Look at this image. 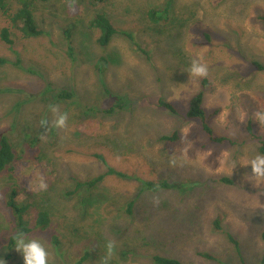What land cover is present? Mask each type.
<instances>
[{"label":"rangeland","instance_id":"rangeland-1","mask_svg":"<svg viewBox=\"0 0 264 264\" xmlns=\"http://www.w3.org/2000/svg\"><path fill=\"white\" fill-rule=\"evenodd\" d=\"M154 8L168 9L157 26L148 20ZM100 10L118 32L106 47L89 28L88 0L38 3L41 35L0 41V138L16 155L12 173L0 175V258L23 264L8 249L6 201L15 187L31 197L33 215H50L48 231L28 235L45 243L50 264H103L107 241L114 243L108 264H154L155 256L264 264V182L253 186L248 166L232 169L264 148V124L254 117L264 110V72L253 65L264 66V0H106ZM100 58L104 73L95 69ZM193 59L208 66L206 77L188 74ZM200 91L214 137L224 142L185 116ZM49 105L68 114L63 129L52 126ZM174 134L176 141H160ZM97 156L120 177L76 192V181L106 173Z\"/></svg>","mask_w":264,"mask_h":264},{"label":"trees","instance_id":"trees-1","mask_svg":"<svg viewBox=\"0 0 264 264\" xmlns=\"http://www.w3.org/2000/svg\"><path fill=\"white\" fill-rule=\"evenodd\" d=\"M48 0H0V15L4 20L7 21V26L0 29V41L5 45H13V38L16 35H21L25 39L37 38L41 35V30H39L35 11L36 5L38 3H46ZM106 2V0H88V5L92 9V15L88 21L89 28L98 32V37L96 38V43L100 47H106L112 38L118 33L117 29L112 25L108 17L101 12L100 7ZM75 9L74 11H76ZM168 9L158 10L151 9L148 12V20L150 24L157 26L161 21L167 19ZM261 21L264 23V17H261ZM129 37V36H128ZM5 61L0 58V66L4 65ZM254 67L260 71L264 72V66L258 63H253ZM107 68V60L105 58H100L95 65V69L98 73H104ZM64 98H69V95L64 93ZM204 95L200 91L195 94L188 104V109L185 116L189 120H196L200 123L202 131L214 142L221 143L224 142V138L214 137L213 131L209 125V118L203 108ZM114 105V108H121L119 103ZM157 106L162 108L172 115H177V110L172 106V104L159 100ZM112 112V110L108 111ZM249 134L251 130L248 129ZM177 136L174 134L171 137L163 136L160 141H176ZM264 154V148L260 150ZM99 159L104 167L106 168V173L99 175L91 180L80 182L76 181L75 191H79L82 188L95 189L97 188L107 176L120 177V174L108 165L106 160L100 156L96 157ZM16 160V155L13 152L12 146L10 145L8 139L5 136L0 138V175L3 173H12L13 164ZM223 182L231 184V181L223 179ZM146 187H153V183L145 182ZM160 188L165 190H174L178 186L174 184H168L167 182H161L158 185ZM31 197L21 195L20 190L15 187L9 189L7 193L6 205L9 208L12 217V229L8 237V249L12 250L13 243L12 237L14 233L18 230H22L28 236L36 232H46L50 228L51 218L46 210L35 211L33 215V206L30 203ZM131 204L129 205L128 212H130ZM217 224V223H216ZM215 224V225H216ZM230 242L234 244L236 249H238L237 242L228 236ZM264 239V234H263ZM54 243H57L54 240ZM203 258L208 260H214V258L208 254H201ZM154 264H184L176 259L165 258L162 256H155L153 258ZM264 263V257H263Z\"/></svg>","mask_w":264,"mask_h":264},{"label":"clouds","instance_id":"clouds-1","mask_svg":"<svg viewBox=\"0 0 264 264\" xmlns=\"http://www.w3.org/2000/svg\"><path fill=\"white\" fill-rule=\"evenodd\" d=\"M208 66L201 63L199 59H193L190 66L187 69L189 75L194 78H204L208 75ZM49 110L54 116L52 126L57 129H63L66 126L68 114L61 112L55 105H49ZM255 120L258 124H264V110H258L254 113ZM41 127L48 125L47 120H41ZM248 166L250 167L249 180L253 183V186L257 183L264 182V154H257L252 159L246 161L244 164L234 163L232 169L236 166ZM39 187L43 190L46 186L40 184ZM13 249L18 252L23 264H50V254L44 242L37 238H29L24 231L18 230L12 237ZM114 251V243L107 241L104 246V255L102 258L103 264H108ZM0 264H5V261L0 258Z\"/></svg>","mask_w":264,"mask_h":264}]
</instances>
